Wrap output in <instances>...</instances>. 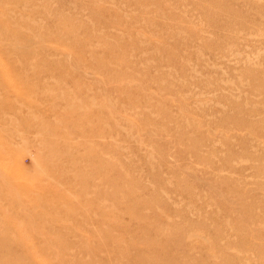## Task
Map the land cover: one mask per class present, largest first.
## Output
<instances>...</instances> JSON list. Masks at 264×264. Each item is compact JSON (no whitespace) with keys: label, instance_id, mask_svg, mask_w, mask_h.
Returning a JSON list of instances; mask_svg holds the SVG:
<instances>
[{"label":"rangeland","instance_id":"rangeland-1","mask_svg":"<svg viewBox=\"0 0 264 264\" xmlns=\"http://www.w3.org/2000/svg\"><path fill=\"white\" fill-rule=\"evenodd\" d=\"M1 150L0 264H264V0H0Z\"/></svg>","mask_w":264,"mask_h":264},{"label":"bare ground","instance_id":"bare-ground-1","mask_svg":"<svg viewBox=\"0 0 264 264\" xmlns=\"http://www.w3.org/2000/svg\"><path fill=\"white\" fill-rule=\"evenodd\" d=\"M19 112V111H18ZM3 151H5V150H1L0 151V160H1V162H3V160H4V152ZM13 179H15V178H13ZM0 180H4L2 177H0ZM14 182V181H13ZM26 188V187H25ZM27 189V188H26ZM25 189V190H26Z\"/></svg>","mask_w":264,"mask_h":264}]
</instances>
